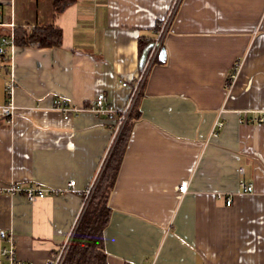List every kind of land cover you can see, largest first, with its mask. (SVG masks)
Masks as SVG:
<instances>
[{"label": "crops", "instance_id": "obj_1", "mask_svg": "<svg viewBox=\"0 0 264 264\" xmlns=\"http://www.w3.org/2000/svg\"><path fill=\"white\" fill-rule=\"evenodd\" d=\"M172 2L77 0L53 17V0H0L17 27L54 22L63 31L59 47L13 45L5 57L0 48V100L13 78L17 108L0 118V188L76 182L35 201L0 193V250L13 242L21 260L48 264L77 228L80 191L97 174L98 183L119 136L109 151L111 120L89 111L66 119L54 101L84 107L102 93L124 108L131 87L123 83L139 76ZM262 113L264 0H181L129 114L109 199L108 264H264V124L250 122Z\"/></svg>", "mask_w": 264, "mask_h": 264}, {"label": "built area", "instance_id": "obj_2", "mask_svg": "<svg viewBox=\"0 0 264 264\" xmlns=\"http://www.w3.org/2000/svg\"><path fill=\"white\" fill-rule=\"evenodd\" d=\"M181 0H173L168 12L166 15L158 22L156 27V35L154 39L148 45L146 53L143 55L140 67V74L135 80L132 85L128 83H123L125 87H131V93L125 104L124 108L118 110L114 105L108 102L107 97L104 94H99L97 97L85 105L84 107H78L71 103L69 100L65 98H58L54 101L53 108L55 111L60 112L64 115L66 119L72 118L77 116L80 112L89 111L94 115H105L109 120L112 121V131L113 137L111 141L112 148L114 145L117 137L120 135L124 125L126 124L129 114L133 108L135 100L138 96V93L144 84L147 74L157 59L159 52L162 49V44L165 35L167 34L172 19L177 11ZM17 26L14 22L13 16H8L0 12V29L6 31V35L0 38V45H1V54L5 57L7 49L14 44L15 40V30ZM235 75H231V81H233ZM14 90H15V81L13 78H10L5 86V94L6 99L5 101L0 100V118L11 120L15 115L17 108L14 103ZM247 122V119H244ZM250 122H256L259 124H264V113L258 115L256 118L250 120ZM223 122H217L215 129L212 131V137L219 136V130L223 128ZM107 152V154L109 153ZM98 174L91 183V185L83 190L80 191L81 195L84 196L83 206H87L94 190L96 187ZM76 182L73 180L69 183L68 187L65 189H50V188H42L37 185H31L29 187H24L20 184L13 183L8 187L0 188V193L7 194V195H22L29 201H35L36 199H44L47 197H56L65 195L72 190L75 189ZM241 189L244 193H249L253 190V185L248 184L245 181L240 182ZM187 183H182L179 187L180 193H185L187 191ZM217 201H222L225 205L230 206L232 205L231 197H226L223 193H217L215 195ZM76 230L73 229L64 241V243L51 255L48 260V264H62L65 258V255L69 249L71 244L74 232ZM0 264H34L30 261L21 260L18 257L16 247L13 242L10 243L9 246H5L0 250Z\"/></svg>", "mask_w": 264, "mask_h": 264}, {"label": "trees", "instance_id": "obj_3", "mask_svg": "<svg viewBox=\"0 0 264 264\" xmlns=\"http://www.w3.org/2000/svg\"><path fill=\"white\" fill-rule=\"evenodd\" d=\"M76 2L77 0H53V17H57ZM62 43L63 31L55 26L54 22L36 26L31 30L20 26L15 30V46L52 48L59 47ZM130 121L129 117L79 220L62 264H108L105 230L110 223L112 214L109 199L131 137L132 124Z\"/></svg>", "mask_w": 264, "mask_h": 264}, {"label": "rangeland", "instance_id": "obj_4", "mask_svg": "<svg viewBox=\"0 0 264 264\" xmlns=\"http://www.w3.org/2000/svg\"><path fill=\"white\" fill-rule=\"evenodd\" d=\"M26 30H31V29L29 28V29H26Z\"/></svg>", "mask_w": 264, "mask_h": 264}]
</instances>
